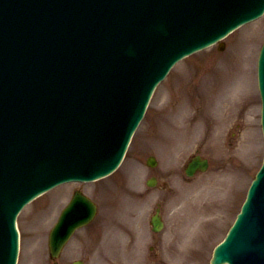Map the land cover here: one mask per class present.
I'll return each instance as SVG.
<instances>
[{"label": "rangeland", "instance_id": "obj_1", "mask_svg": "<svg viewBox=\"0 0 264 264\" xmlns=\"http://www.w3.org/2000/svg\"><path fill=\"white\" fill-rule=\"evenodd\" d=\"M263 40L264 17L232 33L226 38L223 51L218 50L215 46L181 61L173 69L167 81L158 88L147 117L137 131L126 158L116 173L90 186L72 184L74 187L66 185L56 188L37 198L21 213L19 223L22 230V255L19 264H54V261L49 257L48 244L44 251L42 250L43 259L42 255L38 256L35 253L36 248L39 246L41 251L40 243L48 240L49 230L55 221L59 208L65 204L69 195L71 197L73 189L80 186L98 202L100 212L90 225L77 232L70 242L71 244L65 249V253L57 260L59 264H72L76 259L84 260V264H96L93 259L95 243L92 241V237L96 226L102 227L97 222L101 217L104 200L101 197L102 186L110 179L114 180L112 183L123 181L125 171L129 167L131 171L132 167H141L145 170L141 176L143 186L145 179L153 173L161 178L160 183L156 186L158 191L155 193L152 207L148 210L147 220L154 212L157 200H160L165 217V227L160 233L152 232L154 238H148L144 244L145 250L142 251V257L146 259V264H210L214 246L228 231L235 212L240 209L248 186L263 159L264 139L260 119V95L254 83L255 63L251 61L254 54L256 55V51L258 54ZM238 58L239 61L243 62L239 75L243 79L244 86L249 89L243 93L247 96H236L235 102L237 104L230 108L231 115L218 133V139L212 137L213 139L208 142L207 136L211 132L215 133L211 128L212 124H207L205 127L201 126L198 131H195L194 137L201 139L181 152L175 172L171 173L172 168H165L163 157L156 149L150 147L147 141L157 116V107L164 100V94L170 93L175 100L177 92L181 91L182 93L183 89L186 88L184 95L193 103V106L188 104L186 107H189L191 111L199 110L201 107V102L198 99L201 97L200 82L206 77L216 80L225 73H232L236 70L234 65ZM230 81L228 77L224 90H231L234 87ZM196 95L198 96L195 97ZM227 101L225 95L211 100L209 105L214 106L215 103H226ZM157 129H159L158 132L163 131L165 133L164 141H168L164 125L159 124ZM195 153L209 157L211 160L210 168L204 173H199L198 176L194 177L193 182H190L186 181L184 165L188 158ZM150 154L156 155L158 159L157 166L152 169L146 164V159ZM143 170H140V173ZM145 187L151 189L149 186L145 185ZM197 187L198 191L194 192ZM205 189L213 192V196L206 200L214 204L213 206L207 202L199 201L206 194ZM179 193L184 194L179 202V205L183 206L182 208L185 207L187 201L191 202L194 199L199 211H205L207 216L197 219L194 224L191 219H183L185 227L179 226L177 228V220L174 221L173 219L172 209L168 208L167 199H174ZM217 193L222 195L215 196ZM182 208L179 209L178 213L181 212ZM173 224H175V232L185 230L180 240L183 245L181 253L175 249L171 252L168 251L166 244L169 241L165 242V239L155 237L160 234L163 237L168 236ZM68 250L69 254L67 253ZM108 264H122L121 256L116 253L114 259Z\"/></svg>", "mask_w": 264, "mask_h": 264}, {"label": "bare ground", "instance_id": "obj_2", "mask_svg": "<svg viewBox=\"0 0 264 264\" xmlns=\"http://www.w3.org/2000/svg\"><path fill=\"white\" fill-rule=\"evenodd\" d=\"M236 71L237 70H234L233 71V73L235 74L236 73ZM224 80L222 79V81L221 82H223ZM223 85H225V84H222V85H220V86H223ZM212 87H214L213 85H211ZM237 86L238 87H240V85L239 84H237ZM206 91L207 92V99H208V102H209V104H210V101L212 100V99H215V95H214V90L213 91H210V89L209 88H203V91ZM220 94V93H219ZM176 113V112H175ZM175 113L174 112H172V113H169L166 117H165V121H166V124L167 125H170V126H172V127H175V130L171 133L172 135H176V136H178L179 138H180V140L181 139H185V132L188 130V125L186 124V123H184V121L181 123V124H179L178 122H177V124H175V123H173V122H171V117L173 116V115H175ZM223 113H224V111H223ZM207 117H208V109H205L204 110V112L203 113H201V114H199L197 117H196V122L195 123H193L192 124V122L189 124V126H191V125H196V126H199V125H201L206 119H207ZM185 119V118H184ZM170 146V144H168V143H164L162 146H161V151H162V153L164 154V156H165V158L167 159V156H166V154H165V150H164V147L165 148H168ZM107 200H109V201H112L113 200V198H111V197H109ZM146 202H148L147 200L146 201H143L142 203H141V206H143ZM112 207V206H111ZM111 207H107V208H105V210H107V209H111ZM104 210V211H105ZM141 211H143V209H140V211L138 212V213H140ZM141 216H135V218H140ZM105 224H108L109 226H111L112 225V223H113V220L112 219H108L106 222H104ZM119 227V226H118Z\"/></svg>", "mask_w": 264, "mask_h": 264}, {"label": "water", "instance_id": "obj_3", "mask_svg": "<svg viewBox=\"0 0 264 264\" xmlns=\"http://www.w3.org/2000/svg\"><path fill=\"white\" fill-rule=\"evenodd\" d=\"M222 255V249H221V247L217 250V252H216V257H215V260H213V264H216V262L218 261V258H219V256H221Z\"/></svg>", "mask_w": 264, "mask_h": 264}]
</instances>
